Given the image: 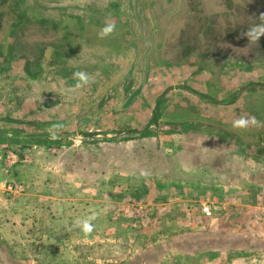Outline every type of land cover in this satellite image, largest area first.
I'll list each match as a JSON object with an SVG mask.
<instances>
[{
    "label": "rangeland",
    "instance_id": "rangeland-1",
    "mask_svg": "<svg viewBox=\"0 0 264 264\" xmlns=\"http://www.w3.org/2000/svg\"><path fill=\"white\" fill-rule=\"evenodd\" d=\"M0 8L2 9L0 22L15 26L11 35L14 41L10 46L12 54L9 60L7 57L4 61L2 60L4 64L0 63L1 65L9 64L11 57L15 56L13 53L17 52L16 47L22 45L21 40H27V43L31 44L33 43L31 41L46 34L49 39L54 36L53 41L62 46L58 58L65 68H62L61 74L56 75L50 73L49 69L47 76L56 78L69 89L76 88V93H73V90L72 93L69 90L62 92L63 99L71 98L63 104L64 111H56V115L53 112H47L43 121L36 116L29 117V120L33 122H41L42 125L38 129L44 130L43 132L47 134L55 132L56 134H78L89 138H116L121 134L146 128L145 125L149 124L152 118L157 117L165 100L151 105L150 102L154 97L147 95L133 107V110L123 113L117 109L122 99L118 91L121 92L124 89L129 91L131 85L133 87L134 83L139 82L133 77L134 69L138 72L141 68L143 69L141 71L144 75L142 79L144 84L149 73L146 74L144 71L143 62H147V70H150L148 62L153 56L154 65L168 64L175 70H181L185 65V94L193 91V96L200 94L207 102L217 103L227 100L243 105L247 109L253 108L249 113H253L261 122L259 126H254L253 132L259 129L264 135V37H261L260 41L249 42L246 37L241 36L243 31L253 25L264 23L259 18L260 14L264 13V0H0ZM109 23L115 24V30L109 36L100 38L98 33ZM55 32L62 34L61 38L58 37L59 41L56 39ZM167 37L174 38L175 45L168 47L173 48V53L177 50L176 46L182 44L183 40L184 46L181 49L185 58L180 56L178 59L179 56H175L174 61H165L157 54L163 47L161 42ZM92 38L95 43L92 54L95 58L89 57L88 60L92 61L89 62L86 61L85 55L91 54V48L86 50L85 45L91 43ZM140 38L147 44L146 48H141L142 64L138 62L139 47L136 43ZM102 39L106 44L101 43ZM77 71L86 72L91 77V81L82 87H77V81L71 80L73 73ZM159 72L165 75V71ZM160 76L158 82L164 87L166 78ZM3 82V84L0 82V89L9 90L10 86L6 85V81ZM169 86L177 88L178 84L175 82ZM90 90L93 96L92 106L96 109L93 112L84 109L87 98L84 94ZM197 90L199 94H196ZM126 94L127 92L125 93L127 102L130 99L131 103L135 95ZM106 97L108 98L105 103ZM196 98L195 96V103ZM31 106L34 105L31 104ZM153 107L156 109L152 111ZM24 109L26 112L16 114L22 116L28 113V107ZM5 113H0V116ZM75 116L78 118L76 119ZM92 118L96 120L95 123L91 120L87 121ZM53 125H60V127L53 128ZM5 129L7 128L0 126V130ZM28 129L32 131L27 132L25 131L27 128H18L15 132L37 133V128ZM150 139H141L140 147H145V150L152 147L154 139L152 141ZM48 140L50 139L47 138ZM96 143L89 141L75 143L63 139L61 146H71L83 152L87 148L94 153L95 159L92 161L96 172L93 180L97 186L94 185L95 191L90 198L94 202L91 207L98 212L103 207V203L107 205L111 202L115 212L113 213L122 211L123 216L108 218L109 221L105 218L92 219L90 222L93 225V232L88 234H85L81 227L74 226L75 219L84 220L83 218H74V220L72 218L58 220L55 218H1L3 223L0 224V264H230L233 261V256L228 252L216 254L214 250L219 248L218 245L224 248L231 245L230 238L226 234L228 231H233L231 229L235 228L234 222L223 221L225 235H221V240L218 238L216 243L217 238H213L212 233L214 226L207 224L209 218L203 220L196 218V224L192 225L193 229L188 230L192 232L185 233V218H165L167 208L162 210L152 205L167 201L168 198H160V196L173 193L169 189L177 188V183L185 181L186 176L174 173L167 177L157 173L148 178L143 168L141 175L138 174L136 177L139 181L148 183L149 191L145 192V196L142 198L141 192L135 199L133 191L126 190L125 184L128 182L123 179L121 181L123 188L119 191L121 195L119 198L115 197L117 192H112L106 185L107 180L113 177L109 175L103 177L101 174L104 166L101 150L102 146L107 144L97 145ZM121 144L120 153L139 152L138 148L134 150L137 146L131 145V142ZM70 150L73 151V149ZM93 150H97V153ZM104 152H106L105 157H109L111 161L119 156L117 149L106 147ZM82 154H79V161L75 164L77 169L75 175L77 173L76 177L81 185L87 181L90 182L92 178L91 175H87L88 171L82 170V167H85L91 159H87L85 153ZM81 156L83 157L79 158ZM49 159L55 158L50 156ZM17 160L18 165L21 162L19 155ZM164 162L162 159L157 161L159 172L162 171V166H167ZM6 163L4 158L3 166ZM116 163L113 161L111 165L116 166ZM63 164L66 167L69 164L68 160L64 158ZM111 165L108 167L109 170L106 169L107 171L111 170ZM174 167L172 164L169 166L171 171H174L178 163H175ZM30 168L32 167L21 169V177L24 180L20 181L23 180L29 184L30 177H27L29 175H26V171L28 172ZM53 177L52 175L51 181ZM102 177L105 178L104 186L101 184ZM73 180L68 176L62 178V183ZM112 182H118V178ZM26 183L22 184L26 185ZM207 187H209L208 184ZM80 188L78 193L81 192L82 196L90 194L89 191ZM102 195L108 196L103 197V203ZM82 198L86 200L87 197ZM119 199L125 201L127 205L121 204L119 208L114 207ZM133 199L134 204L136 202L141 204L137 212L132 204V207L128 206L133 203ZM8 200L12 202L11 198ZM129 200L132 202H127ZM1 209L2 207H0L2 213ZM170 210L181 215L180 207L176 206ZM140 213H144L143 218H134ZM193 219L188 218V221L191 222ZM86 235L87 239H85ZM258 241L254 243L255 247L264 246V243ZM195 246L197 249L201 246L207 250L208 253L203 256L204 261L195 254L194 256L186 254L187 250ZM244 256L238 262L239 264H244L245 261L264 264V255Z\"/></svg>",
    "mask_w": 264,
    "mask_h": 264
},
{
    "label": "crops",
    "instance_id": "crops-1",
    "mask_svg": "<svg viewBox=\"0 0 264 264\" xmlns=\"http://www.w3.org/2000/svg\"><path fill=\"white\" fill-rule=\"evenodd\" d=\"M1 10L0 8V12ZM40 26L45 27L43 25ZM14 27L13 25L7 23L4 25V23L0 22V63L2 64H4L3 61L6 57L9 60V56L12 54L10 46L14 42L11 38ZM181 29L183 30V25ZM54 34L57 35L56 39L59 41L58 37L61 38L62 34L59 32ZM53 38L54 36H51V39H49L46 34H42L38 39L31 41L33 42L31 44L27 43V40H19L22 45L16 47L17 52L13 53L15 56L11 57L9 64L4 66L0 64V82L3 84V81H6V85L10 86L9 90L0 89V113L6 112L0 116V126L7 128L0 130V132H3L0 134V207H2L1 211H3L2 213L0 212V224L3 223L1 218H55V220L72 218L74 220V218L87 219L94 216L95 218H105V220L109 221L108 218L123 216L122 211L120 213L117 211L114 214L111 202V204L104 205L103 197H108L107 195H102L103 207L98 212L91 207L94 204L90 198L93 195L92 192L95 191L93 177L96 172L92 161V159H95V155L91 153L92 151L87 148L83 152L71 146L63 147L61 146L63 139L49 138L50 140L47 141V137L19 138L13 136V134H21L15 132L18 128H27L25 130L27 132L29 130L32 131V129L28 128H37V134H47L43 132L44 130L38 129L42 125L41 122H33L29 120V117L36 116L37 119L42 118L41 120L43 121V117L47 112L64 111L65 107L63 104L67 100L70 101L71 98L63 99L62 92L69 90L72 93L73 90V93H76V88L69 89L56 78L47 76L49 69L50 73L56 75L61 74L60 71L63 67L65 68V65H62L58 58L59 52L62 51V46L53 41ZM145 42L141 38L136 42L139 47L138 62L141 64V48L147 47ZM174 42V38L170 39L168 37L161 42L163 47L157 54L163 57L165 61H174L175 56H179L178 59L180 56L185 58L183 49H181L184 46L183 40V45H177V50L173 53V48L168 47L172 46ZM101 43L106 44L104 39L101 40ZM94 46L93 38L91 43H86L85 49L90 50L91 48V54L87 53L85 55L86 61L92 62L88 58H95L94 54H92ZM166 48H168L167 51ZM152 62L153 56L148 62L150 70H147V62H143L144 71H146V74L147 72L149 73L144 84L142 82L144 75L141 71L143 69L141 68L139 72L134 69L133 77L139 82L134 83L133 87L131 85L129 91L126 89L121 92L118 91V95L120 94L122 99L117 109L123 113L133 110V107L143 97L151 95L154 97L150 102L151 105L165 100V104L161 106L157 117L152 118L151 122L145 125L146 128L137 130L142 131L139 136L93 141L97 142V145H108H103L101 150V160L104 165H102L101 174L103 177L107 175L113 177L107 180L108 189L114 193L117 192L115 197L119 198L121 195L119 191L123 188L121 181L124 179L128 182L125 184L126 190L133 191L135 199L142 192L143 198L145 192L149 191L148 183H143L136 177L138 174L141 175L143 168L146 170L145 175L148 178L152 175H157V173L167 177L174 173L181 174L183 177L186 176L185 181L177 183V188L169 189L173 193L168 194V196H160V198H168L167 201L151 204L162 208V210L167 208V212L164 214V216L166 215L165 218H185V233L192 232L188 230L193 229L192 225L196 224V218H202V220L209 218L207 224L214 226L212 233L213 238H217L215 240L216 243L221 235H225L223 221L234 222L235 228H232L231 230L233 231H228L226 234L230 238L231 245L228 248L218 245L219 248L217 247L214 250L216 254L228 252L233 256V261L231 260L230 264H239L238 262L242 257H245L244 255L263 256L264 246L255 247L254 243L256 244V240L264 243V220L260 223L256 221V218L262 214L264 209V135L261 133L262 130L259 129H255L256 132L254 133V126L246 129H235L232 126L233 121L241 116L255 117L253 113H249L253 108L247 109L243 105L227 100L217 103L207 102L198 93L199 90L196 93L199 95L193 96V91L190 92L191 94H185V65L182 66L181 70H175L169 67L168 64L161 66L154 65ZM3 67H6V69ZM161 70L165 71V75L159 72ZM160 75L166 78L164 87L158 82L161 78ZM71 80L77 81L74 78H71ZM175 82L178 84L177 88L169 86ZM126 92V95L130 93L135 95L131 103L130 99L127 102L125 98ZM85 93L84 95L87 98L85 99L86 108L84 107V109L88 110V112H93L96 109L92 106V91ZM195 96L197 97L196 103L194 102ZM107 98H105V103ZM31 104L34 106H31ZM88 104L91 106L89 107ZM25 107H28V113L18 116L16 113L26 112ZM142 108H145L144 105ZM153 109L154 107L152 111ZM75 118L77 119L78 117L75 116ZM90 120L91 122H96L93 118L87 119V121ZM145 138H151V141L154 139L153 146L146 150L145 147H140L139 144L140 140ZM67 141L72 142V140ZM126 142L136 145L137 147H134V150L138 148L139 152L120 153L121 143ZM106 147L119 150V156L116 160L113 159L114 162H117L116 166H114L115 164L111 165L113 161L109 157H105L106 152H104V149ZM70 149H73V151ZM94 151L97 153V150ZM12 153L19 155L21 162L18 165L17 163L12 165L9 171L6 172L7 164L3 166L2 163H4V158L7 159L9 154ZM82 153H85L87 159H91L85 167H82V170L88 171L87 175L92 177L90 182L87 181L83 184L84 186L78 182L77 173L75 175V172H77L75 164L78 163V156L79 154L83 155ZM50 156L55 159L48 160ZM64 158L69 162L66 167L63 164ZM160 159L164 160V164L167 165L162 166L161 172L158 171L159 165L157 164ZM40 162L41 164L39 165ZM139 162L141 163L139 164ZM175 163H178V169L171 171L169 166L172 164L174 167ZM144 164H147V166H144ZM110 165L111 170L107 171ZM48 166H52V168ZM23 167L26 169L32 167L28 172L26 171V175H29L27 177H30L29 184L23 181L24 179L21 177V169ZM52 175L54 176L53 181H51ZM68 176L74 180L62 183V178ZM117 178L118 182H112V180ZM21 179L23 180L20 181ZM14 182L18 184L26 183V185L22 184L24 186L23 191L20 193L10 192L6 188L8 183ZM101 184L102 186L105 185V178L102 179ZM207 184L209 187H207ZM102 186L101 188L103 189ZM79 187L89 191L90 194L82 196L81 192L80 194L78 193ZM96 190L98 189L96 188ZM214 191L217 193H213ZM82 197L87 198L85 200ZM9 198H11L12 202L8 200ZM81 199L85 200V204L82 203L83 200ZM122 201L119 199L114 207L119 208L121 204L127 205L125 201ZM127 202L130 203L132 201L129 200ZM134 202L133 199V203L128 206H133L135 212H137L138 206L141 204H136L137 202L134 204ZM205 205L212 207L214 212L212 217H207L204 214L202 207ZM176 206L181 208V215H178L175 211L171 212L170 209ZM143 214L140 213L134 218H143ZM188 218H194V221L191 220L189 222ZM77 220L79 219H75V221ZM197 222L199 221L197 220ZM87 238L86 235L85 239ZM206 251L205 247L201 248V246H198L197 249L195 246L187 250L186 254L192 256L195 254V256L202 258L204 261L203 256L208 253ZM244 264L254 263L245 261Z\"/></svg>",
    "mask_w": 264,
    "mask_h": 264
},
{
    "label": "clouds",
    "instance_id": "clouds-1",
    "mask_svg": "<svg viewBox=\"0 0 264 264\" xmlns=\"http://www.w3.org/2000/svg\"><path fill=\"white\" fill-rule=\"evenodd\" d=\"M261 21H264V13H261L259 16ZM115 30V24L109 23L106 24L105 27L98 33L100 38H105L109 36ZM242 37H246L249 42H257L260 41L261 37H264V23L253 25L252 27L248 28L246 31L241 33ZM73 78L77 80V87H82L83 85L88 84L91 81V77L83 71H77L73 73ZM260 122L257 120L256 117H248V116H241L239 119L233 121V128L235 129H246L250 126H259ZM53 128H58L60 125H53ZM53 138L56 136V133H52ZM95 217H89L84 220H77L74 223V226L81 227L82 231L85 234L91 233L93 230V225L90 222Z\"/></svg>",
    "mask_w": 264,
    "mask_h": 264
},
{
    "label": "water",
    "instance_id": "water-1",
    "mask_svg": "<svg viewBox=\"0 0 264 264\" xmlns=\"http://www.w3.org/2000/svg\"><path fill=\"white\" fill-rule=\"evenodd\" d=\"M3 132H0V134H2ZM142 133V131H137V132H132L129 134H121L119 136H117L115 139H123V138H129V137H134V136H139ZM13 136L15 137H19V138H26V137H36V136H40V137H47V138H53L52 134H13ZM54 138L57 139H66V140H72L75 143H82V142H93V141H97V140H104V139H111L108 137H81L78 134H56V136Z\"/></svg>",
    "mask_w": 264,
    "mask_h": 264
},
{
    "label": "built area",
    "instance_id": "built-area-1",
    "mask_svg": "<svg viewBox=\"0 0 264 264\" xmlns=\"http://www.w3.org/2000/svg\"><path fill=\"white\" fill-rule=\"evenodd\" d=\"M17 161H18L17 160V156L14 153L9 154V156L6 159V162H7L6 163L7 164L6 172H8L9 171V168L12 165H14L15 163H17ZM6 188L8 190H10V192L13 191V192H19L20 193L21 191H23L24 186L22 184H18L16 182H14V183H8L7 186H6ZM202 210H203L204 214L207 217H212L213 214H214L212 207L209 206V205L203 206L202 207ZM263 220H264V209L262 211V214L256 218V221L258 223H260Z\"/></svg>",
    "mask_w": 264,
    "mask_h": 264
}]
</instances>
